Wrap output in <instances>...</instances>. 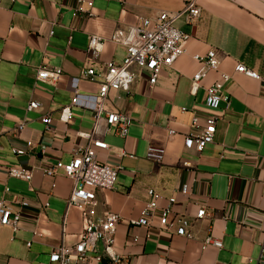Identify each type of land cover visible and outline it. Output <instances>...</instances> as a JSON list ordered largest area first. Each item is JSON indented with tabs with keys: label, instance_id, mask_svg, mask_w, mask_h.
I'll return each instance as SVG.
<instances>
[{
	"label": "crops",
	"instance_id": "obj_1",
	"mask_svg": "<svg viewBox=\"0 0 264 264\" xmlns=\"http://www.w3.org/2000/svg\"><path fill=\"white\" fill-rule=\"evenodd\" d=\"M184 1L96 0L89 18L74 16L62 0H0V200L22 214L17 232L0 225V264H53L51 252L76 243L84 229L83 211L67 205L72 180L63 173L47 177L42 168L70 163L76 148L87 144L78 133L93 132L91 106L105 67L125 56L123 47L108 42L100 58L93 59L90 35L108 39L140 18L181 11ZM197 3L201 17L194 27L184 17L174 22L192 34L187 54L164 67L152 89L146 73L134 68L138 77L130 92H109L105 112L131 117L128 135L120 137L115 127L103 133L102 127L95 136L126 153L116 157L98 150L101 162L121 171L115 189L97 191L92 206L96 217L120 215L115 250L122 264H264V0ZM210 50L216 51L220 66L194 94L191 81L200 66L192 55ZM237 64L261 79L235 73ZM41 66L60 68L61 78L39 80ZM86 69L96 71L95 82L82 77ZM222 73L232 76L223 88L230 106L221 103L213 109L206 105V88ZM75 90L80 103L72 107V119L62 123L59 113L71 104ZM32 101L41 108L28 111ZM195 114L217 119L214 142L201 154L184 145ZM46 115L53 119L50 131L42 122ZM170 129L175 135H169ZM28 140L35 145L28 147ZM150 145L165 149L162 163L146 157ZM12 149L26 153L14 155ZM10 169L33 170L32 182L10 177ZM186 184L191 196L181 193ZM150 190L163 196L162 207L169 197L176 198V225L192 238L160 230L158 221L148 228L130 224L140 217ZM200 207L210 216L197 219ZM210 234L222 242L221 249L203 248Z\"/></svg>",
	"mask_w": 264,
	"mask_h": 264
},
{
	"label": "built area",
	"instance_id": "obj_2",
	"mask_svg": "<svg viewBox=\"0 0 264 264\" xmlns=\"http://www.w3.org/2000/svg\"><path fill=\"white\" fill-rule=\"evenodd\" d=\"M96 0H62L61 4L72 11L74 16L85 15L94 17L93 7ZM184 17L186 22L195 26L201 17V9L197 0H185L181 11L169 13L160 12L154 17L140 18L137 25L127 30L118 29L110 38L99 35H90L88 42V53L93 59H99L106 45L110 42L125 49V56L121 63L110 62L106 65L103 74V81L100 83L98 95L93 98L91 110L93 112L94 128L90 134L78 133V136L87 140L84 146H78L74 152V158L70 163L59 161L55 167L42 168L45 176L54 178L63 173L72 180L73 189L68 200V207H77L84 213V229L78 240L73 245L63 244L55 248L50 254V262L53 264H122L121 255L116 250V232L121 220L120 215L108 212L102 217H96L92 206L96 201V193L99 190H113L118 181L121 171L120 166H110L98 159V150H104L110 154L121 157L124 151L116 152L113 147L102 140L95 138L96 135L109 133L111 128H116V133L124 138L128 135L132 119L131 117L105 112L106 99L110 91L130 92L131 86L140 72L146 73V80L150 89L158 82L164 67L172 66L180 57L187 54V43L192 39V34L186 33L174 26V22ZM53 31L50 35H53ZM192 59L200 66L193 75L191 81L192 93H197L201 87L202 80L212 71L218 70L220 61L217 53L210 50L204 55L193 54ZM235 73L246 77L260 80L261 78L251 69L243 64H237ZM62 76L60 68L50 69L48 66H41L38 69L37 78L43 81L56 82ZM97 73L94 69H86L82 77L90 82H95ZM232 79L230 74L222 73L221 79L206 88V105L216 109L221 103L230 106V97L223 91L224 85ZM81 95L75 90L71 104L61 109L59 121L68 123L72 117V107L80 103ZM41 104L37 101L30 102L27 110L37 111ZM186 108H183L185 111ZM46 130H51L53 119L50 115L42 118ZM24 126L18 127L22 131ZM217 129V119L214 117H201L195 114L191 121L189 132L185 135L184 145L188 151L201 154L204 149L214 142ZM170 129L169 135H175ZM28 147H33L32 140L26 141ZM45 150V147H43ZM165 149L150 145L146 157L156 163H162L165 157ZM14 155H24V150L12 149ZM131 158L134 156L130 155ZM10 177L31 183L34 171L28 169H10ZM181 193L191 196L192 189L186 184L182 187ZM149 200L146 202L138 219H133L130 224L133 226L151 227L154 221H158V228L163 231H175L180 236L192 238L184 228H178L173 210L176 203L175 197L167 199V206H160L163 196L154 190L148 192ZM27 206V202H22ZM205 207H200L196 213L197 219L209 217ZM22 223V214L14 211L4 200H0V225L7 226L17 232ZM30 245L29 243L27 244ZM215 247L221 249L222 242L212 234L208 235L203 242V248ZM264 254V245L263 250Z\"/></svg>",
	"mask_w": 264,
	"mask_h": 264
}]
</instances>
